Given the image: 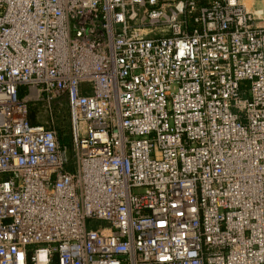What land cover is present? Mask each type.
Returning a JSON list of instances; mask_svg holds the SVG:
<instances>
[{"label": "built area", "instance_id": "obj_1", "mask_svg": "<svg viewBox=\"0 0 264 264\" xmlns=\"http://www.w3.org/2000/svg\"><path fill=\"white\" fill-rule=\"evenodd\" d=\"M0 264H264V0H0Z\"/></svg>", "mask_w": 264, "mask_h": 264}, {"label": "rangeland", "instance_id": "obj_2", "mask_svg": "<svg viewBox=\"0 0 264 264\" xmlns=\"http://www.w3.org/2000/svg\"><path fill=\"white\" fill-rule=\"evenodd\" d=\"M47 105L48 104L38 101H30L28 103L31 115L33 114L35 122H37L39 125H43L45 128L56 130L58 120L56 119L55 114L59 115L58 111H61V109L65 107L67 108V104L64 98H60L50 103V108ZM57 118L60 119V117ZM59 121L61 122L62 120ZM86 225L87 228L96 227V223L94 221H87Z\"/></svg>", "mask_w": 264, "mask_h": 264}, {"label": "trees", "instance_id": "obj_3", "mask_svg": "<svg viewBox=\"0 0 264 264\" xmlns=\"http://www.w3.org/2000/svg\"><path fill=\"white\" fill-rule=\"evenodd\" d=\"M29 114H28V120L31 125H39L37 122L34 121L33 114L31 115L30 107L28 106ZM59 115L55 114L56 119L58 120L55 134L58 144L61 147H65L68 149L70 155L73 152V141L71 136V125H70V116L68 107L61 109V111H58ZM57 117H60L57 118ZM59 120H62L61 122ZM52 121V120H51Z\"/></svg>", "mask_w": 264, "mask_h": 264}]
</instances>
